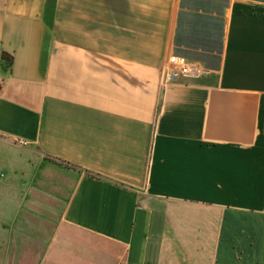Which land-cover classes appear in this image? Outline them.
I'll list each match as a JSON object with an SVG mask.
<instances>
[{"label": "crops", "instance_id": "1", "mask_svg": "<svg viewBox=\"0 0 264 264\" xmlns=\"http://www.w3.org/2000/svg\"><path fill=\"white\" fill-rule=\"evenodd\" d=\"M0 264H264V0H0Z\"/></svg>", "mask_w": 264, "mask_h": 264}, {"label": "built area", "instance_id": "2", "mask_svg": "<svg viewBox=\"0 0 264 264\" xmlns=\"http://www.w3.org/2000/svg\"><path fill=\"white\" fill-rule=\"evenodd\" d=\"M204 67L197 62H191L179 55L173 54L162 68V83L167 86L182 76L200 77L205 73Z\"/></svg>", "mask_w": 264, "mask_h": 264}, {"label": "trees", "instance_id": "3", "mask_svg": "<svg viewBox=\"0 0 264 264\" xmlns=\"http://www.w3.org/2000/svg\"><path fill=\"white\" fill-rule=\"evenodd\" d=\"M2 60H4L5 62L9 63V66H11L12 64V58H10L9 55H7L6 53L2 54Z\"/></svg>", "mask_w": 264, "mask_h": 264}]
</instances>
